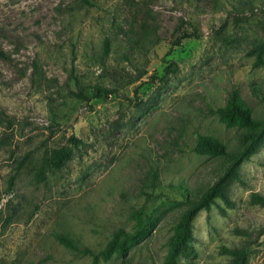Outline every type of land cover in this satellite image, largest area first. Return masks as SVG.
Segmentation results:
<instances>
[{"label":"rangeland","instance_id":"obj_1","mask_svg":"<svg viewBox=\"0 0 264 264\" xmlns=\"http://www.w3.org/2000/svg\"><path fill=\"white\" fill-rule=\"evenodd\" d=\"M188 24L201 36L171 47ZM260 43L264 0H0V264H92L83 250L132 231L141 207L157 215L151 232L95 264H161L179 216L240 153L234 208L197 212L196 257L181 264H223L222 247L241 246L246 264H264V205L249 201L264 193V135L253 142L264 123ZM72 75L116 93L85 104ZM233 90L255 126L227 127L212 112ZM197 134L226 154L193 152ZM64 144L69 158L49 170Z\"/></svg>","mask_w":264,"mask_h":264},{"label":"trees","instance_id":"obj_2","mask_svg":"<svg viewBox=\"0 0 264 264\" xmlns=\"http://www.w3.org/2000/svg\"><path fill=\"white\" fill-rule=\"evenodd\" d=\"M201 32L193 25L188 24V28L183 29L172 41L171 47L179 46L183 39L199 38ZM107 40H104V51H107ZM264 47L263 43L256 46V61H260V52ZM0 57L5 58V55L0 51ZM75 88L71 91L73 97L87 104L91 99L105 100L110 95L115 94L116 90L107 88L99 83L91 86L81 85L77 81L75 75H72ZM212 112L217 115L220 122L225 126H241L253 127L257 122L252 118L249 107L239 98L235 90L231 91L224 106L212 109ZM264 135V123L259 132L254 135L253 142L260 143ZM69 142L75 145L78 141L74 136L69 137ZM192 151L201 155H225L224 145L215 138L208 135L197 134ZM71 147L67 144L52 148L49 155L46 157V165L49 170L59 169L64 161L69 158ZM247 159L244 153L238 154L233 158L231 164L223 171V173L200 195V197L192 202L179 216L178 221L174 226L172 235L169 238L168 246L161 264H181V261H191L196 257V251L192 245V221L197 212L201 209L209 210L211 206H215L220 215L225 214L226 208H234L235 203L230 197V189L233 183L242 180L239 175V165ZM152 176H156V172H152ZM249 201L252 204L260 206L264 205V193L251 192L249 193ZM221 203V204H219ZM135 223L132 231H125L122 228L114 230L104 248L97 253H92L88 249L83 252H89L92 256V264L97 260L106 261L113 253L123 257L126 255L129 245L135 244L145 238L154 227L157 221V215L152 211L148 212L142 207L134 213ZM57 240L66 245L73 246L70 239L64 235L57 234ZM225 254L231 256V259L223 264H246L247 248L241 247H222Z\"/></svg>","mask_w":264,"mask_h":264}]
</instances>
